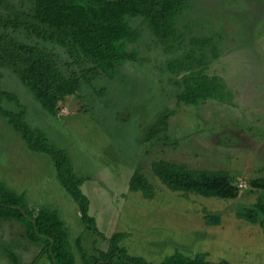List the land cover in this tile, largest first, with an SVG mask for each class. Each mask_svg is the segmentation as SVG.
I'll return each instance as SVG.
<instances>
[{"label": "rangeland", "instance_id": "rangeland-1", "mask_svg": "<svg viewBox=\"0 0 264 264\" xmlns=\"http://www.w3.org/2000/svg\"><path fill=\"white\" fill-rule=\"evenodd\" d=\"M23 3L0 0V15L7 16L15 9L9 10L10 5L19 8ZM131 24L141 31L138 40L127 47L133 58L124 61L117 76L102 73L91 85L83 86L78 95L60 105L55 115L46 112L10 70L1 69V86L17 93L27 105V122L44 131L49 144L68 150L75 174L87 178L82 190L90 199V213L99 233L82 221L77 203L57 179L50 156L29 149L1 115L0 180L24 193L31 209L50 207L58 211L66 227V245L76 264L83 263L81 249L90 262L100 251L109 249L117 219L120 229L131 222L145 221L144 217L145 223L164 224L162 233L166 235L188 240L189 244L196 240L199 250L211 249L215 237V253L206 255L208 260L221 256L231 264H264V255H243L245 245L254 249L257 242L251 240L256 235H249L242 224L237 229L229 226L233 216L248 222L237 217L240 207L253 205L258 197L264 201V192L250 194L248 186L249 178L264 174V0H187L186 11L177 22L182 41L176 47L161 43L141 18L131 20ZM193 51L196 56L191 69L180 74L168 70L178 59L188 63ZM202 67L201 73L221 75L226 100L177 104L180 82ZM5 105L17 109L9 102ZM162 109L175 110L169 127L148 141L149 128ZM227 111L232 115L227 117ZM159 159L186 163L197 170L224 169L240 179L237 199L207 198L204 202L220 211L229 224L224 229L204 228L205 222L196 220L202 213L199 202L194 210L184 207L185 213L179 211L181 194L162 185L151 173V163ZM136 170L154 184L151 196L131 190ZM218 201L223 203L215 205ZM171 223L175 224L170 228ZM27 229L18 220H0V264H52L43 250L44 243L31 242ZM149 229L143 225L140 230L145 233ZM187 229V233L182 232ZM233 231H237L236 251L240 255H216L221 254L218 245L224 249L228 246L225 240ZM126 235L119 245L135 255L138 246ZM189 252L184 253L192 257L196 254Z\"/></svg>", "mask_w": 264, "mask_h": 264}, {"label": "trees", "instance_id": "trees-1", "mask_svg": "<svg viewBox=\"0 0 264 264\" xmlns=\"http://www.w3.org/2000/svg\"><path fill=\"white\" fill-rule=\"evenodd\" d=\"M7 16L0 15V115L20 134L29 149L50 156L61 186L78 205L80 217L88 229L99 233L96 219L90 213V199L82 190L87 178L75 174L68 150L51 145L41 129L27 122V105L17 93L1 86V69L10 70L42 108L55 115L65 100L91 85L102 73L117 76L124 61L133 57L127 47L141 36L131 20L141 18L161 43L176 47L181 37L177 22L186 11L187 0H23ZM173 41L172 44L169 42ZM206 44H209L207 41ZM196 53L188 63L176 60L169 69L180 74L191 69ZM200 64L203 65L202 62ZM188 73L176 93L177 104L204 105L208 100L223 98L221 75ZM225 87V86H224ZM225 94V93H224ZM230 100V98H229ZM9 102L17 107H7ZM175 110L162 109L147 133V140L158 137L169 127ZM151 173L162 185L184 196L195 193L204 197L235 200L241 194L240 179L224 169L197 170L186 163L163 159L151 163ZM249 193L264 192V174L248 179ZM131 190L151 196L154 184L140 170L130 181ZM206 210V209H205ZM238 218L258 223L264 233V201L262 197L251 206L240 207ZM0 220H18L27 225V237L33 243H44L43 250L52 264H76L75 256L66 245L65 225L58 211L50 207L31 209L24 193H18L0 180ZM220 211L204 212L207 225H219ZM124 232H115L109 238L106 251L90 262L82 251V264H151L142 257L130 255L119 243ZM80 244V239H78ZM207 254L194 257L180 250L167 255L159 264H231L226 259L212 261ZM36 255L34 259H37ZM33 264V263H32Z\"/></svg>", "mask_w": 264, "mask_h": 264}, {"label": "crops", "instance_id": "crops-1", "mask_svg": "<svg viewBox=\"0 0 264 264\" xmlns=\"http://www.w3.org/2000/svg\"><path fill=\"white\" fill-rule=\"evenodd\" d=\"M259 101V100H258ZM239 102H243V101H239ZM260 103V101H259ZM258 103V104H259ZM232 113L228 114L227 111V117L231 116ZM223 134H220V137L222 138ZM220 140V139H219ZM233 143V142H231ZM239 147H243L241 144H239ZM179 194H181V199L183 200V202H180V209L179 211L184 212L185 209L184 207H187L191 210L193 209V206L196 204V202L201 203L200 207L201 209V216L199 215L196 220L197 222L200 220L201 222L204 221V213H203V208H205L208 212H216V210L211 209L210 207L204 205V202H206L207 200H214L216 197H204L202 195L199 194H195V193H188V196H184L181 192H177ZM209 198V199H207ZM207 199V200H205ZM190 200V201H189ZM215 205L216 203H223V202H214ZM212 208L215 207L214 204L211 206ZM139 207H135V209H137ZM140 213V212H139ZM138 213V214H139ZM185 213V212H184ZM203 214V216H202ZM141 215H138V219L140 218ZM143 216V215H142ZM224 215H222L223 217ZM144 217V216H143ZM199 218V219H198ZM229 218V217H228ZM144 220L146 221L147 219L144 217ZM145 221H142L140 223L138 222H131L130 223V231L128 230V226H121L120 229L119 227V223L120 221L117 219L115 222V226L114 228H112L114 232H112L110 235H112L115 232H124L127 238L130 239V241L134 244H137V252L135 253V255L133 256H137V257H142L143 259H145L147 262L151 263V264H159L160 262H162V260L167 256V255H171L173 254L176 250H180L181 252H196L195 255H197L198 253H205L207 254V256H211L214 255V249L216 247L217 241L214 237V241L211 240V242L213 243L211 246V249H201L199 250V247L197 248V244H199L196 240H194L192 243H188V240H184V239H177V238H173L171 234L166 235V232L162 230L164 229L163 225L161 223V225L159 226H155L154 224H150L148 222L145 223ZM225 219L222 218L221 223L219 225H207L205 223V227L204 228H208V227H212L214 228V230H217L219 228L224 229L225 228V224H229V220L227 223H225ZM193 222V221H192ZM192 222H189V224H191ZM205 222V221H204ZM239 222V223H238ZM145 223V224H144ZM172 224L175 223H171L169 226L170 228L172 227ZM238 224H242L243 227H245L247 229V233L249 232V235L255 234L256 235V239L255 240H251V241H256L257 244L254 246V249H250L247 248L245 245V249L243 251V255L246 254H251V255H264V233L262 228L257 225H253L250 222H244L241 221L240 219L234 218V216L232 217V222H230L229 226L233 227V228H238V227H242ZM147 226V228H150L147 232H142L140 229H142V226ZM158 229H154L157 228ZM123 229V230H122ZM187 230H183L182 232L187 233ZM127 232V233H126ZM131 232V233H130ZM237 231H233L230 233V237L228 236V238L225 241L227 242V247L222 248L221 244L218 245V247L220 246V253L221 254H216V255H234L236 253H239L240 255V251H236V249L238 250V242H236V237H237ZM126 238V239H127ZM127 241V240H126ZM210 242V240H209ZM168 243V244H167ZM262 243V244H261ZM193 244V245H191ZM124 247V245H122ZM217 247V248H218ZM167 248V250H166ZM185 249H188V251L186 252ZM166 251H168L170 254H166ZM249 252V253H248ZM184 253V254H185ZM131 255V254H130ZM187 255V254H185ZM189 256V255H187ZM192 257V256H190ZM194 257V256H193ZM220 259H226L229 260L228 258H224L221 256L219 258L216 259H212V260H220ZM230 262V261H229Z\"/></svg>", "mask_w": 264, "mask_h": 264}, {"label": "built area", "instance_id": "built-area-1", "mask_svg": "<svg viewBox=\"0 0 264 264\" xmlns=\"http://www.w3.org/2000/svg\"><path fill=\"white\" fill-rule=\"evenodd\" d=\"M240 184H241V183H240ZM240 186H242V184H241Z\"/></svg>", "mask_w": 264, "mask_h": 264}]
</instances>
